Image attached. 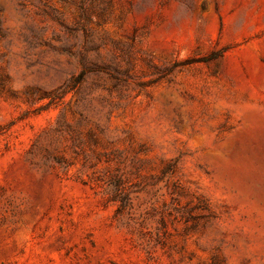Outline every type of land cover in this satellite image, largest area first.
Here are the masks:
<instances>
[{"label": "rangeland", "instance_id": "rangeland-1", "mask_svg": "<svg viewBox=\"0 0 264 264\" xmlns=\"http://www.w3.org/2000/svg\"><path fill=\"white\" fill-rule=\"evenodd\" d=\"M0 264H264V0H0Z\"/></svg>", "mask_w": 264, "mask_h": 264}]
</instances>
